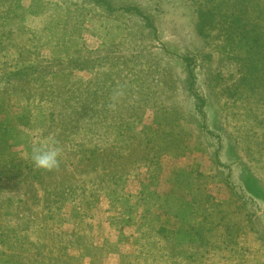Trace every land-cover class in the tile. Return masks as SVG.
Segmentation results:
<instances>
[{"label": "rangeland", "instance_id": "obj_1", "mask_svg": "<svg viewBox=\"0 0 264 264\" xmlns=\"http://www.w3.org/2000/svg\"><path fill=\"white\" fill-rule=\"evenodd\" d=\"M101 1L0 0V75L38 69L0 79V264H264V62L218 34L242 5L259 29L264 0H209L204 48L183 0Z\"/></svg>", "mask_w": 264, "mask_h": 264}, {"label": "trees", "instance_id": "obj_2", "mask_svg": "<svg viewBox=\"0 0 264 264\" xmlns=\"http://www.w3.org/2000/svg\"><path fill=\"white\" fill-rule=\"evenodd\" d=\"M99 2H103L104 5H106L107 8H109V5H107V1H101L96 0ZM185 5L189 7L191 10V16L194 18V35H196V38L198 37L201 42H203V48L206 47V34L205 30L212 25L213 20L215 19V15L217 13V4L214 3H208L209 0H202L201 2L197 3L195 0H183ZM228 0H218V3L221 5H226ZM239 4L243 3V0L237 1ZM242 8H237L235 10L228 11L227 13H223V21H226L228 23V26L231 30V33L227 31H223V25H221V33L218 32L220 39L223 42L222 48L225 50L229 43H239V41L242 42L241 49L245 50L246 56L248 58V61L251 64V68L248 71V73H252V70L255 72H258L261 70L262 63L264 62V38L262 39V33L264 32L263 24L259 25V29L252 28H244L248 25V21L253 17V15H249V11H247L246 15H242L241 12L244 13L246 5H242ZM123 10L125 11H134L138 16L141 17V19L144 20L145 26L148 28H152L155 31V28L152 24L153 16L144 14L143 11H140L136 6L135 7H123ZM241 11V12H240ZM262 11L258 12V15H261ZM152 18V19H151ZM243 26V27H241ZM239 38V41L233 42L236 37ZM168 48V47H167ZM193 53H184V55L179 56L180 60L178 61H172L174 65H179L181 67V71L183 73L182 78V91L183 93H186L187 95H190L192 98V109L190 110V113L195 115L198 118V122L196 119L190 120V125L196 129V131L200 134L206 135L207 127L205 124L206 117L205 112L203 110V107L205 105V101L202 97L197 95L193 91V84H194V75H193V62L194 59H197V54ZM206 57H209V53L206 52ZM179 59V58H178ZM256 60V62L253 61ZM210 60V59H209ZM66 62H71L67 60ZM89 62L88 58H82L80 63L85 64ZM78 68V67H77ZM43 69V68H42ZM38 69H35L34 67L24 68L20 70H14V71H8V73L4 75H0V79L8 80L11 76H15L17 79L19 77H26L32 73L37 72ZM181 75V73H180ZM194 95V96H193ZM180 113L184 116L183 111H180ZM199 126V127H198ZM199 128V129H198ZM200 130V131H198ZM221 146V145H220ZM217 160V166L221 169H225L228 171L227 175L230 176L233 169L231 168V165L226 164L225 161L221 160L219 157ZM226 183H229L228 181Z\"/></svg>", "mask_w": 264, "mask_h": 264}, {"label": "clouds", "instance_id": "obj_3", "mask_svg": "<svg viewBox=\"0 0 264 264\" xmlns=\"http://www.w3.org/2000/svg\"><path fill=\"white\" fill-rule=\"evenodd\" d=\"M60 149L54 145H45L33 150L32 162L38 169L47 171L58 168L60 160Z\"/></svg>", "mask_w": 264, "mask_h": 264}]
</instances>
